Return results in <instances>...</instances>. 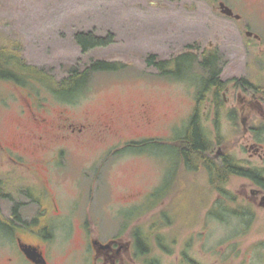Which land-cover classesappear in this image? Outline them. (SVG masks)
<instances>
[{
  "label": "rangeland",
  "instance_id": "rangeland-1",
  "mask_svg": "<svg viewBox=\"0 0 264 264\" xmlns=\"http://www.w3.org/2000/svg\"><path fill=\"white\" fill-rule=\"evenodd\" d=\"M221 2L240 18L223 15L219 10ZM79 32L99 37L112 34L114 41L106 48L83 54L75 41ZM188 45L199 48L192 69H184L176 78L161 75L155 63L171 59ZM0 48L18 54L55 82L74 69L83 70L92 61L106 60L118 66L114 72L92 73L86 89L73 103L53 95L38 78H28L29 85L23 86L0 80V145L5 149L23 126L29 127H24L28 132L40 134L31 109L55 123L58 114L63 113L76 126H88L84 133L62 142L68 149L64 148L59 156L58 167L48 165L49 171L36 164L53 154L23 156L31 168L27 170L6 160V152L0 149V182L6 184L5 193L15 199L23 187L11 179L22 174L44 179L49 176L52 193L62 205L89 206L97 220L107 226L119 228L124 221L115 212L129 213L132 218L151 206L134 222L139 220L141 227L157 223L156 216L173 204L169 196L160 200L165 193L175 196L174 205L184 211L181 205L188 204L191 193L181 192L177 197L176 189L186 186L201 193L211 188L204 169L180 170L177 163V173L185 176V181H176V153L170 146L152 145L147 155L120 150L122 143L130 140L161 142L183 135L202 80L210 75V69L200 65L203 52L204 56L216 54L215 69L227 82L218 116L210 94L202 105L206 135L217 138L226 154L238 163L264 168V161L250 159L248 150L254 142L264 145V99L253 93L255 86H264V0H0ZM151 57L154 65L149 64ZM112 113L119 114L116 135L106 134L100 121L104 119L101 115ZM147 119L151 124L146 123ZM58 135L65 136L66 132ZM218 142L213 146L214 154ZM115 145L117 148L109 149ZM166 175L169 181L164 184ZM241 184H247L246 180L231 177L227 188L234 190ZM217 199L216 193L211 194L207 205L216 204ZM196 210L201 218L209 211ZM210 222L211 228L218 226L216 220ZM203 226L200 222L180 235H202ZM169 228L162 233L167 235ZM152 239L149 257L172 262L175 255L160 258L153 236ZM193 248L198 254H206V244L198 243ZM209 256L214 263V255Z\"/></svg>",
  "mask_w": 264,
  "mask_h": 264
},
{
  "label": "flooded vegetation",
  "instance_id": "flooded-vegetation-1",
  "mask_svg": "<svg viewBox=\"0 0 264 264\" xmlns=\"http://www.w3.org/2000/svg\"><path fill=\"white\" fill-rule=\"evenodd\" d=\"M214 113L219 114V110L215 109ZM30 114L34 115L32 120L40 134L36 135L32 130L28 132L26 128L29 127L23 126V130L18 131L9 142V151L1 145L0 149L6 152V160L15 162L21 168L26 167L27 170L31 168L24 163L23 156L36 158V155L53 154L47 159L44 158L43 163L40 158V163L36 164L49 171L48 165L58 167L59 156L63 154L64 148L68 149L62 142L71 135L84 133L88 126H76L67 121L63 113L58 114L56 123L41 118L34 109L30 110ZM101 116L104 118L100 120L103 131L116 135V123H120L119 114ZM146 123L151 124V120L147 119ZM61 131L66 132V135H58L62 134ZM207 139L211 147L206 155L212 162L221 165L227 155L223 145L217 138L214 140L207 136ZM144 141L148 140L124 142L120 151L147 155L150 146ZM217 142L219 144L216 145L214 154L213 146ZM75 143L85 144L79 141ZM182 143L180 140L157 142V148L170 146V149L175 150V159L178 161L174 159L176 181L179 178L185 181V176L177 173L178 164L183 166H180V170H199L196 162H185L181 152ZM54 144L60 145L54 147ZM113 148H117V145L109 147ZM248 150L250 159L258 158L264 161L263 144L254 142L248 145ZM109 151L111 153V150ZM12 153L22 156L14 158ZM234 161L240 168L253 171L244 177L231 176L244 179L247 184H241L240 188L231 190L227 188L231 177L223 183L214 184L213 171L209 172L205 166H201V169L207 172L211 188L208 187L201 193L186 186L177 188L176 196L181 192L191 193L186 200L188 204L181 205L184 209L182 212L181 208L178 210V204L174 205L175 196L165 193L160 200L169 196L173 201L172 206L156 216L157 223L151 222L147 227H141V222H134V218L152 206L132 218L129 213L120 215L115 212L116 216H122L124 221L119 228L107 226L105 222L97 220L89 206L62 205L58 196L52 193L49 176L45 179L36 176L37 179L16 174L11 180L23 187L17 191L18 199L5 193L6 184L0 182V264H264V168L245 166L235 159ZM167 177L166 175L164 184L169 181ZM213 193L217 195V203L207 205V198ZM198 208H207L209 211L201 218L196 210ZM210 220H216L218 226L211 228ZM200 222L204 223L202 235L181 237L182 230L194 227ZM166 227L171 229L167 235L162 233ZM170 232L173 235H169ZM151 236L160 251L159 257L175 255L172 262H162L159 258L156 260L149 257L154 243ZM198 243L206 244V254L194 252L193 247ZM209 253L214 255V263Z\"/></svg>",
  "mask_w": 264,
  "mask_h": 264
},
{
  "label": "trees",
  "instance_id": "trees-1",
  "mask_svg": "<svg viewBox=\"0 0 264 264\" xmlns=\"http://www.w3.org/2000/svg\"><path fill=\"white\" fill-rule=\"evenodd\" d=\"M75 41L81 48L83 54H88L95 48H106L114 41V36L108 34L106 37H99L93 33L79 32L75 34ZM199 48L188 45L183 48L182 52L173 56L167 61H159L155 63V67L163 76L181 77L183 70H191L195 62V56L198 55ZM201 53L203 56L200 61L201 67L210 69V75L202 80L200 89L195 98V107L189 117L187 127L183 135L175 140L182 141L181 152L187 164L196 162L199 169L205 166L209 172L213 171L212 178L214 184L225 182L231 176H248L252 172L248 169L240 168L230 155H225L222 164L212 162L206 152L211 147L208 142L207 135L202 125V105L206 97L212 96L211 103L214 108L220 110L224 105L223 92L227 86V82L220 78V73L215 69L217 56L215 53ZM154 57L148 59L149 64H153ZM154 65V64H153ZM118 70L115 62L106 60L92 61L83 70L74 69L71 73L59 82H55L48 77L42 69L27 64L22 57L13 52L0 48V80L13 81L20 86L29 85L28 78H38L40 84L46 87L51 93L62 97L67 102H76L80 94L86 89L89 78L95 72H114ZM244 84L246 83L242 80ZM255 96H262L264 99V86H255ZM219 114H217L218 116ZM158 139L148 140L149 146L157 145ZM196 165V166H197Z\"/></svg>",
  "mask_w": 264,
  "mask_h": 264
},
{
  "label": "water",
  "instance_id": "water-1",
  "mask_svg": "<svg viewBox=\"0 0 264 264\" xmlns=\"http://www.w3.org/2000/svg\"><path fill=\"white\" fill-rule=\"evenodd\" d=\"M219 10L223 15H226L228 17H234L235 19H239L240 16L237 14H234L233 11L227 7L225 4H223V2L219 3ZM247 36H252L251 32H246L245 33ZM257 37V36H255Z\"/></svg>",
  "mask_w": 264,
  "mask_h": 264
}]
</instances>
